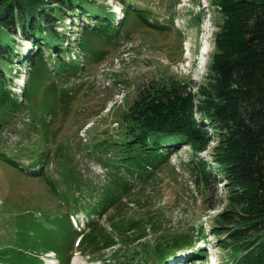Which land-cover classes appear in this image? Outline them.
Segmentation results:
<instances>
[{"label":"rangeland","instance_id":"obj_1","mask_svg":"<svg viewBox=\"0 0 264 264\" xmlns=\"http://www.w3.org/2000/svg\"><path fill=\"white\" fill-rule=\"evenodd\" d=\"M95 1L115 13L106 32L86 29L99 21L94 15L72 24L66 20L74 19L73 11L57 19L69 46L58 53L77 56L82 63L76 71L57 73L56 50L43 47L46 60L31 73L26 58L41 39L33 44L18 28L12 41L1 39L13 43L17 56L11 71L3 69L14 98L0 103V264H50L40 255L48 251L51 264H68L70 253L77 261L72 264H104L99 258L105 255L113 259L109 263L146 264L174 249L177 257L169 264H230L229 242L213 233L227 205L224 189L211 184L206 196L195 189L189 144L161 150L168 156L162 160L152 152L134 157L120 145L126 141L116 139L122 111L153 79L185 82L204 98L200 90L215 78L220 6L214 0H133L144 8L142 1L152 3L153 13L145 14L153 26L131 20L118 1ZM27 79L24 92L18 82ZM217 145L213 138L196 156L212 163ZM75 220L85 224L80 242ZM184 232L188 243H168ZM203 233L207 239L194 246ZM201 246L207 257H191Z\"/></svg>","mask_w":264,"mask_h":264},{"label":"trees","instance_id":"obj_2","mask_svg":"<svg viewBox=\"0 0 264 264\" xmlns=\"http://www.w3.org/2000/svg\"><path fill=\"white\" fill-rule=\"evenodd\" d=\"M115 1L121 3L131 20L137 18L155 26L145 14L153 13L150 1H142L146 8L133 0ZM214 1L220 6V30L211 65L215 78L200 90L204 98L189 90L185 82L153 79L122 111L116 139L125 140L117 144L132 150L134 157H147L152 152V157L162 160L168 156L161 150L189 144L193 155L189 174L195 180V189L205 196L211 184L215 188L221 184L224 189L227 205L218 213L219 223L213 233L229 242L230 264H264V0ZM70 11L77 18L98 17L96 25L85 26L87 30L106 32L114 24L115 13L95 0H0V103L14 98L4 84L3 66L11 71L10 60L17 56L13 43L1 44V39L12 41L11 33L18 29L33 44L41 39L36 43L38 50L26 58L31 73L39 69V60H46L43 47L56 50L57 73L78 70L81 61L58 53L69 46L64 44L65 34L56 28L57 19ZM116 27L119 31V25ZM213 138L218 145L211 163L196 155L206 151ZM209 207L214 209L215 205ZM187 235L184 232L182 237H171L168 243L176 245L179 239L188 243ZM202 250L194 249L192 255ZM156 251L163 255L162 247Z\"/></svg>","mask_w":264,"mask_h":264}]
</instances>
